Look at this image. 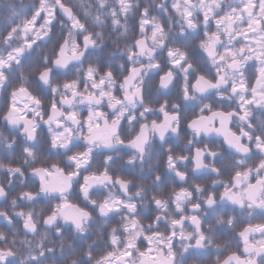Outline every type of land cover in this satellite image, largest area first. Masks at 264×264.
Returning <instances> with one entry per match:
<instances>
[{"label":"clouds","instance_id":"clouds-1","mask_svg":"<svg viewBox=\"0 0 264 264\" xmlns=\"http://www.w3.org/2000/svg\"><path fill=\"white\" fill-rule=\"evenodd\" d=\"M0 264H264V0H0Z\"/></svg>","mask_w":264,"mask_h":264}]
</instances>
